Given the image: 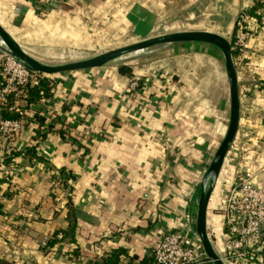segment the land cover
Listing matches in <instances>:
<instances>
[{"label":"crops","instance_id":"0c3cea01","mask_svg":"<svg viewBox=\"0 0 264 264\" xmlns=\"http://www.w3.org/2000/svg\"><path fill=\"white\" fill-rule=\"evenodd\" d=\"M103 1L0 0V25L33 59L60 65L67 51L77 59L98 48L112 51L126 32L135 42L186 31L233 39L240 16L256 2ZM259 6L256 12L264 11V0ZM127 63L132 77L119 71L124 64L57 75L49 77V99L8 106L10 113L24 112L28 125L16 139L0 136V178H8L0 185V264H103L117 254V264H149L162 232L195 236L200 185L229 119L222 57L207 46L179 45ZM233 63L240 128L208 210L209 237L212 223L219 225L213 232L220 245L225 232L216 211L235 176L231 164L246 161L253 170L264 164V35L257 32ZM134 78L145 80L139 96L127 93ZM7 102L0 100V121H10L1 114ZM29 147L39 160L17 158L13 171L3 165L6 154ZM62 170L73 177L69 195L53 182ZM70 201L74 241L42 249L67 230ZM212 243L220 255L221 246Z\"/></svg>","mask_w":264,"mask_h":264},{"label":"built area","instance_id":"2783aa9c","mask_svg":"<svg viewBox=\"0 0 264 264\" xmlns=\"http://www.w3.org/2000/svg\"><path fill=\"white\" fill-rule=\"evenodd\" d=\"M257 32L264 35V11L259 10L255 16L243 13L233 36L238 57L245 53L247 43ZM41 78L44 76L27 71L0 51V100L20 96L26 87L37 85ZM141 83L145 84V80L131 79L127 93L130 96L144 93ZM17 113L20 116L17 121H0L2 140L18 138L28 125L25 113ZM238 164L234 178L223 187L225 242L220 245V256L224 264H264V164L255 170L245 163ZM196 238L189 231H164L149 256L153 264H211ZM41 248L46 249V244Z\"/></svg>","mask_w":264,"mask_h":264},{"label":"water","instance_id":"95a60500","mask_svg":"<svg viewBox=\"0 0 264 264\" xmlns=\"http://www.w3.org/2000/svg\"><path fill=\"white\" fill-rule=\"evenodd\" d=\"M165 45L207 46L218 51L223 60L229 88V119L226 134L219 144L200 185L195 236L207 260L211 264H224L209 237L208 210L226 159L236 142L241 121L240 88L237 71L232 59L233 42L231 39L209 31L176 32L135 42L134 44L114 49L85 60L60 65H48L38 62L24 52L10 34L0 25V51L19 63L27 71L46 78L100 69L114 64H125L133 55L151 51L152 49Z\"/></svg>","mask_w":264,"mask_h":264},{"label":"trees","instance_id":"16d2710c","mask_svg":"<svg viewBox=\"0 0 264 264\" xmlns=\"http://www.w3.org/2000/svg\"><path fill=\"white\" fill-rule=\"evenodd\" d=\"M259 2H255V5L253 9L249 12H246L244 14L249 15V16H255L256 10L260 9ZM235 39H233V52H232V59L233 61L238 58V49L235 47ZM119 71L124 74L128 75L129 77H132V70L131 67L128 65V63H125L119 68ZM51 79L49 78H41L39 83L35 86H28L24 89L23 93L21 94L20 98H15L14 95L9 96L7 98L8 102L6 106L2 109V116L3 119H7L10 121H17L20 119L19 114H13L8 111V106L12 105L16 99H22L27 103V108L30 105H33L35 103L40 102L42 99H49L52 95V85L50 82ZM142 84V83H141ZM144 85V84H142ZM38 122L42 124L43 120L38 119ZM17 158H22V159H29V160H39L38 156L36 155V148L34 147H29L26 150L22 152H11L9 154H6L4 157L3 165L8 169V170H16L17 167L14 166V161ZM73 180V177L70 172L68 171H57L54 172L53 175V182L54 185H58L59 188L62 190H65L66 193L69 195L72 193V188L70 187V181ZM5 181H8L7 176L0 178V185L2 183H5ZM54 199V198H53ZM70 199V198H69ZM67 212H66V217L69 223V226L66 231L63 232H57V234L51 236L50 239L45 241L46 244V249H51L52 247H55L58 245L60 242H72L74 241V234H75V229L77 225V214L75 213L73 204L71 201L67 204ZM58 233H60V238L58 236ZM60 239V240H59ZM118 257L119 255H112L105 263L103 264H117L118 262ZM149 264H153V261L151 258H148ZM99 264V263H96Z\"/></svg>","mask_w":264,"mask_h":264},{"label":"rangeland","instance_id":"374dc122","mask_svg":"<svg viewBox=\"0 0 264 264\" xmlns=\"http://www.w3.org/2000/svg\"><path fill=\"white\" fill-rule=\"evenodd\" d=\"M103 1V0H102ZM106 0H104L103 2H105ZM116 19V21L118 22V20H119V18H115ZM124 20L122 19V20H120L119 21V23H118V25H120L121 27H123V25H125L124 23ZM126 34H128L129 35V37L128 38H125V40H123V42H122V44H121V46H117V47H115L114 49H118V47H124V46H127V45H131V44H134L135 43V41L132 39V38H130V35H131V33H127L126 32ZM233 39H231V41H232ZM170 48H173V47H167V48H160V49H170ZM160 49H156V50H160ZM103 49H100V48H98V49H96L95 50V52L93 53V54H82L81 56H78V59H77V57H73L74 55L73 54H70L68 51H67V57H66V59H65V62H61L60 64H65V63H70V62H75V61H79V60H85V59H88V58H91V57H94V56H96V55H99V54H102V53H105V52H103L102 51ZM110 51V50H109ZM154 50H151V51H145V52H143V53H139V54H137V55H133V56H131L130 58H140V56H143V55H145V54H149V53H151V52H153ZM85 52V50H83V53ZM85 53H87V52H85ZM68 56H71V57H68ZM205 62V61H204ZM210 62H213V60H211ZM213 64H214V62H213ZM226 94H227V92H226ZM228 108H229V103H228ZM228 111H229V109L227 110V115H228ZM243 161V160H242ZM244 163H246V161L244 162ZM237 164H238V162H236L235 164H234V162H233V164H231L233 167H234V172L236 171V167H237ZM239 165V164H238ZM232 171V172H233ZM234 177V176H233ZM217 195H218V193H217ZM218 198H219V195H218ZM222 202V201H221ZM218 211H216V213L218 214L217 216H221L222 215V208H219V209H217ZM218 218V217H217ZM221 223V222H220ZM212 225H213V227L211 226V233L213 234L212 235V237H211V239L213 240V242L216 244H218L219 246H220V240H219V238H217L216 237V233H214L213 231V228H215V230H216V232H218V230H219V225H217L216 226V224H213L212 223ZM224 227V226H223ZM211 235V234H210ZM214 236H215V238H214ZM196 240H198L197 238H196ZM218 246V247H219ZM218 251V250H217ZM220 252V251H219Z\"/></svg>","mask_w":264,"mask_h":264},{"label":"bare ground","instance_id":"6f19581e","mask_svg":"<svg viewBox=\"0 0 264 264\" xmlns=\"http://www.w3.org/2000/svg\"><path fill=\"white\" fill-rule=\"evenodd\" d=\"M175 46H179V45H165V46L157 47V48L152 49V50H156V49H160V48H167V47H175Z\"/></svg>","mask_w":264,"mask_h":264}]
</instances>
